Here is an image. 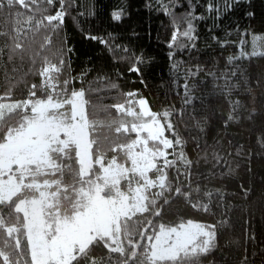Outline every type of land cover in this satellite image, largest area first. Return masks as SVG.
Instances as JSON below:
<instances>
[{
    "label": "trees",
    "instance_id": "trees-1",
    "mask_svg": "<svg viewBox=\"0 0 264 264\" xmlns=\"http://www.w3.org/2000/svg\"><path fill=\"white\" fill-rule=\"evenodd\" d=\"M254 33H264V0H0V104L21 103L0 117V144L26 126L27 101L74 92L93 162L128 165L136 133L121 129V108L141 102L172 143L163 183L122 223L121 249L96 238L69 264H264V54L247 52ZM50 157L43 189L71 215L91 175L72 145ZM38 191L0 202V264H32L16 206ZM188 221L214 230L209 248L151 261L152 237Z\"/></svg>",
    "mask_w": 264,
    "mask_h": 264
},
{
    "label": "rangeland",
    "instance_id": "rangeland-1",
    "mask_svg": "<svg viewBox=\"0 0 264 264\" xmlns=\"http://www.w3.org/2000/svg\"><path fill=\"white\" fill-rule=\"evenodd\" d=\"M247 52L264 54V33L250 35ZM44 73L46 82L51 84V69ZM20 104H0V117ZM26 104L31 105L26 126L0 144V202L24 189H39L16 206L25 219L32 264H69L100 237L107 238L111 248L120 250L122 223L145 209L146 191L163 183L173 160L167 158L172 143L164 138L159 122L142 102L136 109L121 108L128 119L121 129L136 133L127 145L128 165L114 160L103 164L100 157L93 162L90 156L81 94H73L67 100H30ZM149 141H156L157 145ZM71 145L76 148L81 176L91 178L89 188L80 192L78 210L64 215L43 189L47 181L42 177L55 165L50 152ZM179 154L176 151V157ZM94 164L98 171L92 169ZM153 169L159 173L156 179L149 175ZM214 239L212 228L195 221L161 228L149 241V258L153 262L174 261L184 253L207 250Z\"/></svg>",
    "mask_w": 264,
    "mask_h": 264
},
{
    "label": "snow or ice",
    "instance_id": "snow-or-ice-1",
    "mask_svg": "<svg viewBox=\"0 0 264 264\" xmlns=\"http://www.w3.org/2000/svg\"><path fill=\"white\" fill-rule=\"evenodd\" d=\"M113 18H114L115 20L118 21V20L120 19V13H119V12H114V13H113ZM190 32H191V29H189L188 32H185L184 35H185V36H189V38H191V36H190ZM169 47H171V45H169ZM230 59H231V58H230ZM133 70H135V69H133ZM33 95H35V93H33ZM74 95H75V92H74ZM29 107H31L30 104L28 105V108H29Z\"/></svg>",
    "mask_w": 264,
    "mask_h": 264
}]
</instances>
